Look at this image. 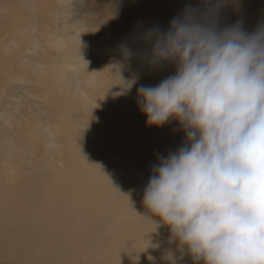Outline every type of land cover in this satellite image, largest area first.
<instances>
[{
	"label": "clouds",
	"instance_id": "1",
	"mask_svg": "<svg viewBox=\"0 0 264 264\" xmlns=\"http://www.w3.org/2000/svg\"><path fill=\"white\" fill-rule=\"evenodd\" d=\"M220 3L185 5L167 30L139 37L148 47L137 55L150 68L175 71L140 85L138 107L149 126L176 120L185 133L158 157L143 202L195 264H264V26H220Z\"/></svg>",
	"mask_w": 264,
	"mask_h": 264
},
{
	"label": "bare ground",
	"instance_id": "2",
	"mask_svg": "<svg viewBox=\"0 0 264 264\" xmlns=\"http://www.w3.org/2000/svg\"><path fill=\"white\" fill-rule=\"evenodd\" d=\"M163 15L162 26L168 28L173 15L163 17L165 20ZM23 24L20 14L8 25L18 30ZM48 70L50 75L52 69ZM103 72L92 74L95 81L89 84L111 92L109 85L100 88L108 78L106 73L104 79ZM38 76L54 111L51 132L54 130L59 140L52 143L55 148L49 156L45 136L29 131L26 141L7 130L0 131V264L189 263L174 258L172 249L178 240L170 237L156 242L163 223L143 202L144 189L153 174L147 176L144 169L161 141L160 126L121 120L119 117L129 115L132 101L129 107L118 110L122 106H112L103 96L98 97L101 110L90 111L87 117L94 122L93 132L79 133L75 121L68 120V115L86 110L78 104V94H65L60 82L50 87ZM184 136H169L161 156L175 152ZM62 162L66 166L60 168ZM25 163L32 167L23 168ZM152 250L155 258L149 257Z\"/></svg>",
	"mask_w": 264,
	"mask_h": 264
},
{
	"label": "rangeland",
	"instance_id": "3",
	"mask_svg": "<svg viewBox=\"0 0 264 264\" xmlns=\"http://www.w3.org/2000/svg\"><path fill=\"white\" fill-rule=\"evenodd\" d=\"M200 2L201 0H0V131L7 130L9 135L13 134L26 141L29 139V131L45 136V145L51 156V151L55 148L52 143L59 139L55 138L54 130L51 132V126L55 122L54 111L48 106L51 101L45 99L38 75L43 76L41 80L48 82L50 87L53 83L60 82L59 85L65 87V94H78L75 95L78 97V104L85 106L86 110L68 115V120L75 121L76 131L79 133L93 132L94 122H90L87 117H90V111L98 113L101 110L98 97L103 96L110 99L112 106H122L118 110L129 107L132 101L129 115L119 117L121 120H129L135 125L146 121V116L137 104V88L140 85L155 86L173 74L175 69L172 65L150 68L146 59L137 55L140 49L148 47L139 37L152 26L160 25V28L167 30L161 23L164 12L170 15L164 14L162 18L166 19L167 15L177 17L183 12L185 5H197ZM218 9L216 18L220 26L242 20L244 30L249 33L264 26V0H221ZM20 14L25 24L15 30L13 25L8 24L13 23ZM105 36L107 39L103 38ZM121 45L132 49L133 56L130 59L123 56ZM48 69H52L50 75L47 73ZM97 70L105 71L102 73L104 79L108 75L100 88L104 90V86L109 85L111 92L102 91L93 83L89 84V81H95L91 76ZM23 73L25 74L22 75ZM134 76L138 77L137 83L129 90L127 83ZM160 129L161 141L150 153L149 164L144 169L147 176L153 173V166L162 155L167 138L175 136L183 139L185 134L176 120L160 126ZM58 165L63 168L66 163ZM31 167L30 163L23 166L25 169ZM170 237L169 227L161 224L156 242L162 243ZM172 252L174 258L187 260L189 263L185 262L186 264L194 261L187 248H181L178 241ZM154 253V250L149 252V257L155 258Z\"/></svg>",
	"mask_w": 264,
	"mask_h": 264
}]
</instances>
